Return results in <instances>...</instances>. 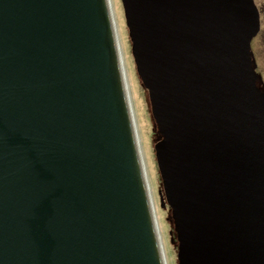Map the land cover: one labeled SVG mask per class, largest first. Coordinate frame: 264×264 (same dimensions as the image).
<instances>
[{
	"label": "water",
	"instance_id": "95a60500",
	"mask_svg": "<svg viewBox=\"0 0 264 264\" xmlns=\"http://www.w3.org/2000/svg\"><path fill=\"white\" fill-rule=\"evenodd\" d=\"M122 3L179 264H264L254 0ZM113 22L108 0H0V264H167Z\"/></svg>",
	"mask_w": 264,
	"mask_h": 264
},
{
	"label": "rangeland",
	"instance_id": "374dc122",
	"mask_svg": "<svg viewBox=\"0 0 264 264\" xmlns=\"http://www.w3.org/2000/svg\"><path fill=\"white\" fill-rule=\"evenodd\" d=\"M260 1L262 0H257V2ZM112 3L117 22L120 44L123 51L131 102L134 110L152 197L155 204L156 217L167 264H179V241L173 221L172 209L167 203L155 149L156 145L162 140V137L152 114L149 92L143 85L137 70L133 56V44L130 38V31L127 25L122 0H112ZM252 47L253 66L255 67L258 57L259 71H261V74L264 77V60H260L259 50H257L258 42L256 40L253 42ZM258 86L259 88L263 89L261 84H258Z\"/></svg>",
	"mask_w": 264,
	"mask_h": 264
},
{
	"label": "flooded vegetation",
	"instance_id": "af4514ba",
	"mask_svg": "<svg viewBox=\"0 0 264 264\" xmlns=\"http://www.w3.org/2000/svg\"><path fill=\"white\" fill-rule=\"evenodd\" d=\"M255 5L257 7V11L259 14V32L257 34V36L255 37V39L253 40V42L256 40L258 42V47L257 50H259V57L260 60H264V0L257 2V0H254ZM253 42H252V46H253ZM253 50V47H251V51ZM258 56V55H257ZM257 63V64H256ZM255 63V73L257 76V86L258 84L263 87L264 89V77L261 74V71H259V65H258V57H257V62ZM259 88V86H258ZM262 92H264V90L262 88H259Z\"/></svg>",
	"mask_w": 264,
	"mask_h": 264
},
{
	"label": "bare ground",
	"instance_id": "6f19581e",
	"mask_svg": "<svg viewBox=\"0 0 264 264\" xmlns=\"http://www.w3.org/2000/svg\"><path fill=\"white\" fill-rule=\"evenodd\" d=\"M108 2H109L110 9L112 11V16L114 18V22L113 23H114V26H115V28L117 30V36H118V40H119V44H120L119 33H118V28H117V22H116V18H115L113 3H112V0H108ZM120 48H121V53H122V57H123V51H122L121 44H120ZM123 68H124V73H125L126 82H127V83H125L126 86H127L126 89H127V92L129 93L128 98H129V104H130V108H131V116H132V119H133V122H134V125H135L136 137H137L138 143H139L138 146L140 148V153H141V156H142V162H143V165H144V168H145V173H146V178H147L146 181L148 183L149 194H150V196L152 198V207H153V211H154L153 213L155 214V217H156L155 204H154L153 197H152V192H151L150 183H149V179H148L147 169H146V165H145V161H144V157H143V152H142V148H141L139 133H138L137 124H136V120H135L134 110H133V106H132V102H131L130 89H129V85H127L128 84V79H127V74H126V69H125V64H124V57H123ZM156 221H157V217H156ZM156 223L158 225V222H156ZM158 229H159V227H158ZM161 241H162V239H161ZM162 245H163V243H162ZM163 252H164V257H165V260H166V263H167L164 247H163Z\"/></svg>",
	"mask_w": 264,
	"mask_h": 264
}]
</instances>
